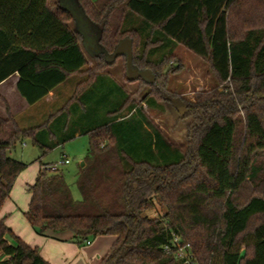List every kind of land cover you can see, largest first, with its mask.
Wrapping results in <instances>:
<instances>
[{"label": "trees", "instance_id": "16d2710c", "mask_svg": "<svg viewBox=\"0 0 264 264\" xmlns=\"http://www.w3.org/2000/svg\"><path fill=\"white\" fill-rule=\"evenodd\" d=\"M48 1L0 0V84L18 74V91L30 105L83 74L88 64L85 36L78 24L69 26L73 14L61 0L56 11ZM75 2L97 35L92 58L113 67L108 56L130 39L134 68L156 80L138 81L156 87L154 70L163 60L143 67L131 36L121 39L119 29L116 40L108 34L116 5ZM123 3L125 19L139 18L149 29L150 44L183 45L210 63L228 93L199 96L196 104L174 102L182 118L193 119L184 153L109 74L92 73L78 82L70 100L42 126L22 129L7 108L8 118L0 116V214L28 168L8 156L17 143L32 139L44 157L87 136L90 149L77 181L81 201L74 200L63 174L39 159L25 213L37 234L69 232L80 245L115 236L101 264H194L180 258L185 245L198 264H264V29L253 27L264 21V0ZM144 104L158 107L154 98ZM158 208L161 216L146 215ZM0 264L50 263L0 216Z\"/></svg>", "mask_w": 264, "mask_h": 264}, {"label": "rangeland", "instance_id": "374dc122", "mask_svg": "<svg viewBox=\"0 0 264 264\" xmlns=\"http://www.w3.org/2000/svg\"><path fill=\"white\" fill-rule=\"evenodd\" d=\"M84 1L87 2V0ZM88 1L96 6L103 5V3H114V5H116V10L112 11L109 16L108 34L111 35L110 37H112L113 40H116L115 35L118 31L122 32L121 39L131 36L134 40L135 55L138 59H143L140 65L143 67L146 66V63L157 65L163 60L161 66L155 67L154 70L158 75V85L156 87H150L142 81H136L135 83L127 81L124 58H120L113 67L103 66L104 64L102 65L100 62L93 59L90 52L94 50L92 48L94 46L91 43L92 36H95L93 34L95 33L93 28L89 27L87 21L82 19L75 0H61V5L69 10L74 16L75 21L72 20L69 22L70 28L74 29L75 24H78L80 32L86 39V47L83 45H81V47L88 62L86 66L87 68L83 74L73 76L70 83L75 84L76 86L78 82L86 79L92 73L101 75L109 74L112 79L120 85L122 84L125 86L136 103L143 106L144 112L149 118L151 124L160 129L164 137L184 153L189 144L188 128L193 122V119L192 117L182 118L181 113L175 107L174 102L185 100L190 104H196L199 101V96L203 97L211 95L214 97L216 93L226 95L228 91L225 88V85L220 84L219 79H217L208 61L197 57L183 45H174L166 42L163 46L155 48L150 44L147 39L149 29L142 24L144 22L136 17H128L125 19L126 12L123 8L124 0ZM58 2L59 0H49L48 4L56 11L58 8ZM237 24L238 22L234 20L232 26L233 29L239 33L240 27ZM253 27L264 29V21L260 22V24H255ZM140 28L142 33L139 34V30L137 29ZM116 29L119 30L116 31ZM124 30L128 31L123 33ZM14 82L15 78H12L7 86L0 89V93L6 95L11 101L16 95V89L13 85ZM69 86H66L64 90H70L71 93L72 85ZM145 98L156 99L158 107H148L144 104ZM0 101L2 104H5L6 108H9L11 114L9 101L4 97H0ZM89 142V137L80 136L42 157L41 150L33 145L32 139L28 138L22 143H17L15 148L8 153V156L11 159L27 164L28 168L20 174V177L22 180H27L28 182L31 180H33V182L36 181L35 177L41 166L39 159L44 165L60 163L62 159H67L70 161V164L60 166L59 172L65 177L74 200L81 201L83 197L77 185L79 179L78 173L81 164L85 162L86 157L88 156V151L90 149ZM22 180L20 181L22 182ZM27 189H29V187H27L26 190ZM22 194L25 195V191L22 190ZM162 213L163 211L158 208L155 211L148 212L146 215L151 219H154L161 216ZM191 249L192 248L189 245L180 248L179 252L183 255L180 258H192L194 264H198ZM214 264H219V261L215 260Z\"/></svg>", "mask_w": 264, "mask_h": 264}, {"label": "crops", "instance_id": "0c3cea01", "mask_svg": "<svg viewBox=\"0 0 264 264\" xmlns=\"http://www.w3.org/2000/svg\"><path fill=\"white\" fill-rule=\"evenodd\" d=\"M12 78H15L13 85L16 89V95L14 99L11 101L6 95H2L1 93L0 97H4L9 101L11 114L15 117L18 125L22 129L42 126L52 115L63 108L74 94L78 85L75 86V84H71L69 80L67 83L58 87L56 91L46 96L43 101L35 105H30L18 91V74H14L11 78L2 82L0 84V89L7 86ZM69 85H72L71 93L70 90H64V88ZM122 87L128 91L125 86L122 85ZM0 116L8 118L7 108L1 101ZM40 169L41 166L37 171L36 177ZM20 176L21 175L17 177L18 179L11 191V198L5 203L0 214V216L5 219L6 225L11 228L13 234L20 237L28 245L38 248L41 256L50 264H101L103 259L110 252V249L116 243L117 238L112 235L100 236L95 238L90 245H80L73 241L72 234L69 232L57 236H53L50 233H47L46 236L37 234L25 217V213L29 210L28 207L31 200V194L28 193V189L26 190V188L30 187V185H33L35 182H33V180L30 182L22 180ZM20 180H22V182ZM22 190L25 191V195L22 194Z\"/></svg>", "mask_w": 264, "mask_h": 264}, {"label": "water", "instance_id": "95a60500", "mask_svg": "<svg viewBox=\"0 0 264 264\" xmlns=\"http://www.w3.org/2000/svg\"><path fill=\"white\" fill-rule=\"evenodd\" d=\"M96 33H94L95 35ZM97 35L92 36V40H93V46L92 47L94 50L89 51L90 52H96V50L98 49L96 47V38ZM121 57H125V66L127 68V81L131 82V83H135L136 81H138L139 79H144L145 81H148L150 84L155 83V75L153 73H151L150 71H141L138 70L137 68H134L133 65V50H132V42L130 39H125L123 40L119 46L116 48V51L114 54L109 55L108 58L109 60L112 62V64L116 63V61L118 59H120ZM85 165V162H83L81 164V166L83 167Z\"/></svg>", "mask_w": 264, "mask_h": 264}, {"label": "built area", "instance_id": "2783aa9c", "mask_svg": "<svg viewBox=\"0 0 264 264\" xmlns=\"http://www.w3.org/2000/svg\"><path fill=\"white\" fill-rule=\"evenodd\" d=\"M67 164H70V161H68L67 159H62L60 163H55V164H51V165H49V166H48V169H50L51 171H54V172H58V171H60V166H62V165H67ZM174 242H175V244H177V245L179 246V244H178V240H177V239H175ZM86 244L90 245L91 242H86ZM179 250H180V249H179ZM181 250H182V249H181ZM179 255H180V256H183L180 252H179Z\"/></svg>", "mask_w": 264, "mask_h": 264}]
</instances>
